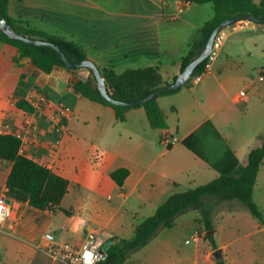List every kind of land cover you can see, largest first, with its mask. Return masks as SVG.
I'll use <instances>...</instances> for the list:
<instances>
[{"label":"crops","instance_id":"1","mask_svg":"<svg viewBox=\"0 0 264 264\" xmlns=\"http://www.w3.org/2000/svg\"><path fill=\"white\" fill-rule=\"evenodd\" d=\"M179 7L177 0L7 1L11 18L75 42L97 67L116 73L157 67L168 84L179 74L182 58L213 14L211 4ZM262 69L264 25L227 29L209 72L190 86L158 98L167 128L153 130L143 108L131 109L126 120L118 122L111 108L87 104L83 101L87 99L74 93V84L88 76L87 70L55 67L43 74L28 58H19L14 47L0 42L4 97L0 134L15 136L23 121L35 120L16 106L34 90L69 106L73 113L58 135L59 150L48 148L56 134H49L46 122L36 119L38 131L23 153L68 180L67 194L53 213L9 199L5 183L11 164L0 160V198L13 202L16 209L15 223H7L0 232V264H60L37 249L45 233L53 234L59 243L80 244L91 231L110 239H130L135 227L171 195L245 166L249 151L264 140V83L258 80ZM242 90L245 97L239 98ZM86 109L94 111L97 119L89 137L83 130ZM204 125L209 129L199 135ZM165 136L169 141H164ZM186 139L211 158L212 165L186 148ZM253 200L264 214V160ZM220 208L214 219V241L222 259L226 264H264V230L259 223L236 202ZM197 218L195 212L183 215L123 264H216L215 250L205 240Z\"/></svg>","mask_w":264,"mask_h":264},{"label":"trees","instance_id":"2","mask_svg":"<svg viewBox=\"0 0 264 264\" xmlns=\"http://www.w3.org/2000/svg\"><path fill=\"white\" fill-rule=\"evenodd\" d=\"M7 1L0 0V16L17 34L55 44L65 58L73 64L87 59L85 50L75 42L37 31L23 24L22 21L11 18L7 12ZM177 1L188 4H211L213 9L212 17L200 28L198 38L189 46L186 55L182 58L180 72L203 51L212 31L220 23L242 14L254 19H264V0H260L259 3H254L252 0ZM0 42L14 47L19 53V58H28L31 65L43 74H50L55 67L77 70L68 69L58 53L50 47L29 45L19 40L9 39L1 31ZM206 62L207 60L203 61L194 69L184 87L190 86L192 80L203 71ZM98 69L105 81L107 93L114 100L121 102L142 100L153 91L168 85L162 80L157 67L131 68L121 73L106 68L98 67ZM85 70L88 71V76L84 80L77 81L73 86V92L81 98L111 108L118 122H124L127 112L131 109L143 108L151 129L167 128L166 117L157 103L158 98L137 107L112 105L100 95L92 72ZM180 89L165 95L174 94ZM16 106L25 112H33L24 99L17 101ZM207 129L209 125L201 127L199 135L204 134ZM190 141V139L184 140L183 145L212 165V159ZM0 160L11 164L5 183L6 196L9 199L27 203L37 211L60 208L68 191V180L21 154L20 140L16 136L0 134ZM263 160L264 140L261 146L249 151L245 166H237L232 172L221 174L206 185L171 195L153 215L135 227L130 239H109L105 243V258L98 264H123L130 254L146 246L159 231L173 227L183 215L189 212L197 213V221L203 228L205 240L209 247L216 250L214 233L210 234V232L214 231V219L223 203H239L260 226H264V214L253 200V188ZM112 177H115L114 174ZM216 264H226V262L224 259L216 260Z\"/></svg>","mask_w":264,"mask_h":264},{"label":"built area","instance_id":"3","mask_svg":"<svg viewBox=\"0 0 264 264\" xmlns=\"http://www.w3.org/2000/svg\"><path fill=\"white\" fill-rule=\"evenodd\" d=\"M188 5V3L180 2L179 9L181 10ZM251 25H254L251 21L240 20L218 32L214 38L211 52L206 58L207 62L203 71L192 80L191 84L199 81L209 72L211 64L215 61L222 48L227 29L234 31ZM258 80L264 83V69L259 71ZM238 96L239 98L245 97V91H240ZM25 101L33 109L31 114L35 120L43 119L47 124L49 134H56V138L49 143L48 148L51 150H59L62 147V142L58 135L65 130L66 123L73 117L71 108L63 103L51 101L41 90H34L29 93ZM35 120L23 121L20 131L15 135L20 140L21 154L28 152L31 137L33 133L38 131ZM169 139L167 136L164 137L165 142L169 141ZM15 211L13 202L7 201L4 197L0 198V232L5 230L7 223H14L16 221ZM47 211L53 213L56 209L52 208ZM109 239L105 235L91 231L84 234L80 244L69 242L59 243L55 240L53 234L45 233L42 237V243L37 246V249L43 251L50 259L60 264H98L105 258L103 246ZM89 255L91 258H89Z\"/></svg>","mask_w":264,"mask_h":264},{"label":"water","instance_id":"4","mask_svg":"<svg viewBox=\"0 0 264 264\" xmlns=\"http://www.w3.org/2000/svg\"><path fill=\"white\" fill-rule=\"evenodd\" d=\"M240 20H248V21H251L257 25H264V19H254L251 16L245 15V14L235 16L231 19H228V20L220 23L212 31L203 51L195 59H193L184 68V70L176 76V78L171 83L153 91L146 98L139 100V101H135V102H121V101L114 100L107 93L105 81H104L103 77L101 76V73H100L98 67L89 59H85L84 61H82L78 64H73L65 58L63 53L60 51V49L55 44L48 42L46 40L29 38V37L17 34L15 31H13L10 28V26L7 24L6 20L2 16H0V31L3 34H5L9 39L19 40V41H22V42L29 44V45L46 46V47L52 48L53 50H55L58 53L59 57L61 58V60L64 62L65 66L68 69H88V70H90L92 72L94 78H95L96 86H97L98 91L100 92V95L102 96L103 99H105L110 104L118 106V107H137V106H142L145 103L150 102L152 100H155V99H157V98H159V97H161L167 93H170L174 90H177L179 88L184 87V85L186 84L188 79L191 77L194 69L200 63L205 61L206 58L208 57L209 53L211 52L213 41H214V38L217 35V33L220 32L221 30L227 28L231 24H233L237 21H240ZM212 233H214V231L210 232V234H212ZM103 250L105 251V245L103 246ZM212 256L215 260H222V250L216 249L212 253Z\"/></svg>","mask_w":264,"mask_h":264},{"label":"rangeland","instance_id":"5","mask_svg":"<svg viewBox=\"0 0 264 264\" xmlns=\"http://www.w3.org/2000/svg\"><path fill=\"white\" fill-rule=\"evenodd\" d=\"M254 25H255V23H254ZM1 92V91H0ZM4 97H3V93L1 92V94H0V100L1 99H3ZM85 103H87V104H90V102L89 101H87V100H83ZM90 105H92V104H90ZM79 108L81 109V107L79 106ZM84 114H85V117H83L84 118V120H86L85 122V125H86V127L83 125V130H84V134L87 136V137H89L90 136V134H92L93 133V127H94V125L96 124V116H95V114H94V111H92V110H88V109H86V110H84ZM77 119V118H76ZM76 121V120H75ZM36 122V121H35ZM80 122H81V120H80ZM85 131L86 132H88V133H85ZM63 132V131H62ZM60 135V134H59ZM77 136H79V137H83V136H81V135H77ZM60 137V136H59ZM48 146H49V144H48ZM55 151H57V150H55ZM93 154H96L95 152L93 153ZM96 155H98V154H96ZM99 159V155H98V157L97 156H95V159ZM94 159V161L96 162L97 160H95ZM93 161V162H94ZM3 183H2V179H1V185H2ZM223 204H227V203H223ZM222 204V205H223ZM239 204V203H238ZM221 205V206H222ZM240 205V204H239ZM220 206V207H221ZM241 206V205H240ZM219 207V209H221ZM242 207V206H241ZM248 212V211H247ZM15 223V222H14ZM262 227V229L264 230V226H261Z\"/></svg>","mask_w":264,"mask_h":264},{"label":"snow or ice","instance_id":"6","mask_svg":"<svg viewBox=\"0 0 264 264\" xmlns=\"http://www.w3.org/2000/svg\"><path fill=\"white\" fill-rule=\"evenodd\" d=\"M89 258H91V256L89 255Z\"/></svg>","mask_w":264,"mask_h":264}]
</instances>
